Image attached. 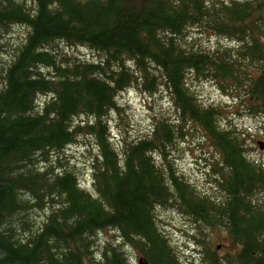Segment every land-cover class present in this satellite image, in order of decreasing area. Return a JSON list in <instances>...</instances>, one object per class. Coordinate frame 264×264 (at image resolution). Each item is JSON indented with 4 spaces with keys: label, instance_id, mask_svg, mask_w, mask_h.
Listing matches in <instances>:
<instances>
[{
    "label": "trees",
    "instance_id": "obj_1",
    "mask_svg": "<svg viewBox=\"0 0 264 264\" xmlns=\"http://www.w3.org/2000/svg\"><path fill=\"white\" fill-rule=\"evenodd\" d=\"M15 26L27 36L7 66ZM192 27L235 45L191 43ZM61 44L102 58L71 60ZM193 81L215 82L237 114L264 118V0H0V264H132L124 245L150 264H264V160ZM130 88L165 91L175 114L120 147L106 117ZM197 134L210 148L205 188L174 156ZM83 136L97 148L90 191L61 157ZM159 209L225 230L233 251L220 255L203 234L193 236L199 261L183 259ZM112 229L123 243L95 256L96 236Z\"/></svg>",
    "mask_w": 264,
    "mask_h": 264
},
{
    "label": "rangeland",
    "instance_id": "obj_2",
    "mask_svg": "<svg viewBox=\"0 0 264 264\" xmlns=\"http://www.w3.org/2000/svg\"><path fill=\"white\" fill-rule=\"evenodd\" d=\"M26 36L27 29L25 27L15 26L4 39L6 46L4 57L7 60V66L12 63V56L16 53V48L26 40ZM188 36L189 42L204 45V47L214 48L220 45H235L228 39L216 37L212 33L204 32L196 27L190 28ZM59 49L68 53L71 60L74 59V55L91 62L99 61L102 58L98 52L89 48H70L61 44ZM44 72H48V70L44 69ZM191 85L204 103L220 106L224 110V123L236 127L241 132L249 148L250 156L258 160H264V149L258 147L259 141L264 142V118L237 114V105L234 99L223 94L215 82L193 81ZM118 105V109L109 112L106 119L114 143L120 147L124 140L132 141L150 132L155 121L162 114H175L171 98L165 91L151 94L144 89L130 88L118 96ZM80 121H88V118L85 117ZM201 137V134H197L195 138L188 137L185 142L179 144V150L175 151L174 156L177 158L176 164L180 172L186 175L193 184L205 188L208 186L205 175L206 163L201 157L210 148L207 144H205L204 149L199 146V144L205 143L204 140L200 139ZM95 153H97V148L94 140L83 136L79 138L78 143L69 145L61 154L63 162L68 164L70 168L79 170V181L82 187L89 190H91V163ZM56 159L57 156L53 155V160L56 161ZM158 215L161 229L179 249L183 259L189 258L196 262L199 261L197 253H199L201 247L197 246L193 236L201 238L203 234L206 235L207 239L213 241L220 255L233 251L229 248L228 234L223 229L199 228L189 218L174 210L159 209ZM107 242L113 244L123 243L115 229L101 231L96 236L95 256L101 254ZM124 249L130 262L138 264V260L142 255L129 246L124 245Z\"/></svg>",
    "mask_w": 264,
    "mask_h": 264
},
{
    "label": "water",
    "instance_id": "obj_3",
    "mask_svg": "<svg viewBox=\"0 0 264 264\" xmlns=\"http://www.w3.org/2000/svg\"><path fill=\"white\" fill-rule=\"evenodd\" d=\"M258 147H259L260 149H264V142L259 141V142H258ZM219 248H220V247H219ZM139 264H150V263H149V261H148L145 257H141V258L139 259Z\"/></svg>",
    "mask_w": 264,
    "mask_h": 264
},
{
    "label": "bare ground",
    "instance_id": "obj_4",
    "mask_svg": "<svg viewBox=\"0 0 264 264\" xmlns=\"http://www.w3.org/2000/svg\"><path fill=\"white\" fill-rule=\"evenodd\" d=\"M155 100V99H154ZM116 135V134H115ZM104 235V234H103Z\"/></svg>",
    "mask_w": 264,
    "mask_h": 264
}]
</instances>
